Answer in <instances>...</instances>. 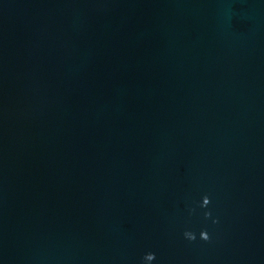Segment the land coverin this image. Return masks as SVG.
Here are the masks:
<instances>
[{
  "label": "water",
  "instance_id": "1",
  "mask_svg": "<svg viewBox=\"0 0 264 264\" xmlns=\"http://www.w3.org/2000/svg\"><path fill=\"white\" fill-rule=\"evenodd\" d=\"M148 252L264 264V0H0V264Z\"/></svg>",
  "mask_w": 264,
  "mask_h": 264
},
{
  "label": "clouds",
  "instance_id": "2",
  "mask_svg": "<svg viewBox=\"0 0 264 264\" xmlns=\"http://www.w3.org/2000/svg\"><path fill=\"white\" fill-rule=\"evenodd\" d=\"M210 204V198L208 196H205L202 198V203L199 205L200 208L206 209L208 208ZM192 212H195V209L191 210ZM203 217L205 220H209L212 217V213L210 211H205L203 213ZM213 224H218V220H212ZM183 239L186 240L189 244L197 242V234L194 231L191 230H185L183 232ZM199 240L203 241L204 243H210L211 242V236L208 233V231L202 230L199 233ZM156 260V254L153 252L146 253L142 258V264H153V262Z\"/></svg>",
  "mask_w": 264,
  "mask_h": 264
}]
</instances>
